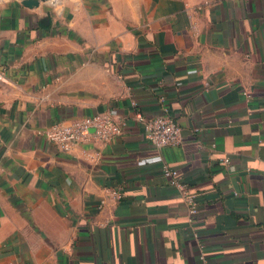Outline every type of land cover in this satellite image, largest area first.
<instances>
[{"label":"crops","instance_id":"crops-1","mask_svg":"<svg viewBox=\"0 0 264 264\" xmlns=\"http://www.w3.org/2000/svg\"><path fill=\"white\" fill-rule=\"evenodd\" d=\"M0 68V264H264V0H0ZM111 111L110 141L40 133Z\"/></svg>","mask_w":264,"mask_h":264},{"label":"built area","instance_id":"built-area-1","mask_svg":"<svg viewBox=\"0 0 264 264\" xmlns=\"http://www.w3.org/2000/svg\"><path fill=\"white\" fill-rule=\"evenodd\" d=\"M5 80V71L0 68V81ZM164 99V97H161L163 113L145 121L146 138L158 149L179 145L183 140L182 127L169 115ZM133 104L137 105V102L134 101ZM115 115V111H111L85 116L72 121L55 122L44 131H40V133L63 150H69L73 144L86 141L92 137L98 140L110 141L121 135L126 127V122L122 119L118 120ZM138 116L143 119L141 114H138ZM222 163L231 170L234 169L228 157H224ZM163 175L168 183L179 189L188 203L189 221L192 222L199 212L196 194L191 191L178 169L165 165ZM113 195L116 199H120L122 192L117 190L113 192Z\"/></svg>","mask_w":264,"mask_h":264},{"label":"water","instance_id":"water-1","mask_svg":"<svg viewBox=\"0 0 264 264\" xmlns=\"http://www.w3.org/2000/svg\"><path fill=\"white\" fill-rule=\"evenodd\" d=\"M41 1H45V0H21L22 4L27 7L38 6ZM42 21L45 22V19H43Z\"/></svg>","mask_w":264,"mask_h":264}]
</instances>
